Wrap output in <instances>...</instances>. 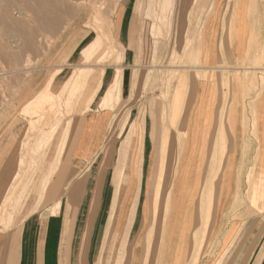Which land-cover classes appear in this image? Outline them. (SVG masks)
<instances>
[{
	"label": "crops",
	"instance_id": "crops-1",
	"mask_svg": "<svg viewBox=\"0 0 264 264\" xmlns=\"http://www.w3.org/2000/svg\"><path fill=\"white\" fill-rule=\"evenodd\" d=\"M220 3L221 0H198L183 8V15H188V19L187 22L184 19L180 34L190 53H186L187 63L180 68L171 89L164 124L160 112L162 87L154 88L159 90V96H145L148 71L142 73L140 68L132 96H129L131 88L124 87L119 108L124 115L129 112L127 117L131 113L136 121V136L132 142L121 143L119 124V134L112 141L111 123L115 111L107 109H94L87 114L83 137L78 135L77 129L70 136L51 177L55 187L50 196L44 193L42 203L47 198V201L56 200L53 204L58 201L64 204L85 182V185L101 186V206L91 214L90 221L71 226L45 225L44 214L39 211L40 219L36 224H24L16 238L12 232L4 236L6 241L0 242V264H101L103 251L113 236L111 251L114 248L117 251L113 264H134L136 249L143 251L140 242L152 227L151 241L156 239L161 203L165 202L169 190L172 193L168 222L171 229L168 224L163 261L170 245L174 259L168 256L166 264H258L264 245L259 244L260 237L253 231L254 212L248 211V203H252L257 188L264 187L261 168L264 154V0H226L221 6ZM193 13L197 17L195 22ZM198 18L203 21L201 30L196 23ZM242 63L247 64V69L239 72L236 66ZM223 72L229 75L227 87ZM151 84L149 81L148 87ZM138 88L143 93L137 94ZM131 103L134 106H127ZM146 108L151 118L147 111L144 112ZM155 127L160 130L158 145L151 136ZM143 136L152 137L145 143L144 150ZM66 151L72 155L70 164L64 163ZM177 151L180 157L173 173L172 168H166V159L168 154ZM255 162L248 201V177ZM125 167L127 177L120 201L117 186L119 173ZM105 172L110 173L111 180L106 201ZM167 173L171 176L166 177ZM238 200L244 203L237 206ZM127 205L124 226H113L115 218L118 223ZM262 207L264 205L256 206ZM178 218L181 226L176 225ZM186 224L191 228L186 229ZM204 242V252L196 260L197 250ZM150 244H146V249ZM157 249L158 243L152 251ZM178 250L185 252L175 258ZM135 264H140V260Z\"/></svg>",
	"mask_w": 264,
	"mask_h": 264
},
{
	"label": "rangeland",
	"instance_id": "rangeland-1",
	"mask_svg": "<svg viewBox=\"0 0 264 264\" xmlns=\"http://www.w3.org/2000/svg\"><path fill=\"white\" fill-rule=\"evenodd\" d=\"M59 1L61 2L60 8L62 12V19L58 24H53V26L48 22L40 23L39 21L34 20L32 13L21 14L18 10V8L22 6V2H20V0H14V6L11 9L12 21L20 23H10L6 26H3L0 23V233L2 235L0 236V240L4 239V236H7L8 233L11 235L10 232L14 234V237H17L18 227H22L24 224H36L39 211L44 214L43 220H45V225L51 224L55 226H71L80 225L82 221L84 224H87L90 221L89 218L91 217V214H93L94 211H98L100 199L103 197V194H101L103 192V187L90 184L85 185L86 182L83 183L81 190H79L80 192H76L72 199H69L68 197L67 201L64 202L60 213L50 218L49 215L54 208L53 206L55 204L53 203L56 200L47 201V198L45 199V202L41 203V205L37 208L38 212H36V210L30 216H26L35 206L37 201V193L34 191L39 189L40 183L45 177L47 178L49 176L53 170L52 167L54 168L60 161L70 136L74 135L73 131L77 129L79 131L78 135L83 137L86 116L92 110L107 109L115 111V115L111 123V135L113 136L111 137L112 141L116 140L115 138L119 134L117 129L118 124L119 128L121 127L120 131H122V127L124 125L126 126V128L124 126L125 130L121 132V134L123 133L120 137L121 143L127 144L130 140L131 142L133 141L136 135V127L135 130L133 128L136 123L134 122L131 113L127 117L129 112L127 111L128 113L124 115V113L119 112V108L123 97L124 87L127 90L128 88H131V91L129 89V96H132V91L136 87L135 84L137 82L138 69L140 68H142L140 70L142 73L148 71V77L146 76L144 83L145 89L148 90H144L143 93V91H141L142 89L138 88L137 94L142 92L145 96L157 97L159 96V90H155L154 88L162 87L161 97L163 99L165 96L167 99L165 100L164 97L160 108L161 118L164 124L166 121L165 116L167 117L166 107L170 99L171 89L176 81L175 78L179 75L180 68L184 66L183 64L186 65L187 63V58L185 57L187 53L185 38L183 37V39H181L182 35L180 34L181 27H183L182 25L185 23L184 19L186 22L188 19L187 15H183V8L184 6L186 7L187 3L189 5L190 3H194L198 0H175L174 3H176V5H173V16L169 15L168 19H171L166 22L167 25L165 24L163 26V33L160 37L152 35V24L153 21H155L154 23L160 25L159 16L161 15L159 13H161V8L158 5L154 6L156 12L159 10L156 13L157 19L146 18L144 13L147 8V0ZM225 1L226 0H221L220 6L223 5ZM100 2L106 3V9L100 8ZM35 5L36 2H34V0L29 1V6H33L34 8ZM244 7L247 8L248 6L244 5ZM262 7L264 8L263 3ZM217 10L218 12L220 11L219 9ZM193 18L195 22L197 17L195 16ZM172 19L174 21H172ZM196 23H198V30H201L203 21L199 19V22ZM176 24L177 27L175 26ZM168 26L171 28L169 29ZM22 28H30L33 30L35 35L32 40H29L25 34H19ZM103 32H106V37L103 35ZM98 38L102 39V45L96 46L94 51H92L88 56L87 49H89L93 44L92 42ZM178 45H181L182 47L179 48ZM175 48H179L180 50L178 49L176 51ZM172 53L176 57L173 56ZM247 61H249V59ZM254 62L255 63L252 62L253 65L257 63L256 61ZM117 67L121 70L118 71L119 81L116 85L118 88L116 92L121 89V97L118 100L115 96L109 105L101 106L102 96L108 85L111 83L112 77L115 76ZM246 67L247 64L243 63L240 66H236L237 71L239 72L247 69ZM129 69L133 70L129 71ZM169 73L172 75L171 77ZM223 73L222 77L227 87L229 75L227 72ZM51 76H54V80H49ZM149 81H151L152 84L148 87ZM166 85H170V87ZM47 91L55 96L54 98H51V103H54L55 108L54 116L52 118L45 119L51 120V124L47 123V121L45 122V120L42 121L43 123H38L39 125L36 124L37 130L34 132L35 128L32 129L30 124L33 116L26 112L25 108H29L32 103L36 104V102H41L42 97L45 95L44 93ZM167 91H169V94ZM164 102L167 103L165 104ZM127 106H134V104L131 103V105L128 104ZM146 111L149 113V118H151L148 108H146L144 112ZM68 122H70V125ZM122 123L124 125H122ZM30 128L33 131H31ZM43 133L46 134L44 139L42 137ZM49 135L53 136V138L50 136L52 138L51 141H49V139L47 140ZM151 136L153 137V142H156L155 145H158L160 140L159 128H153L151 130ZM151 136L149 138H144L143 136L142 150L146 147L145 143L148 139L152 138ZM138 139L140 140L139 133ZM40 140L44 142L42 146V156H40L41 159L36 161L38 164H35L34 160L27 158L30 169L28 167L29 170L26 169L24 171V176L22 177L25 181H29V179H31L26 192L28 194V199L26 200L23 209L20 212L17 211V213H15L14 222L9 227L4 228L5 223L7 222V212L13 211V196L19 195V193H21L20 190H22L25 186L24 185L22 188L20 187L17 190L14 189V191L9 193L10 199H6L8 197L6 191L12 185V177L14 172L17 170V162L21 150L23 149L22 147L24 144L28 147H37L41 142ZM64 140H66V142ZM47 141H49V143ZM45 144L47 145L45 146ZM142 155L145 154L142 153ZM169 155L170 154L167 155L166 159V168L170 169L171 167L167 166ZM92 160L93 159H91V161ZM144 160L147 164V155L146 158L144 157ZM71 161L72 155H69L66 151L64 163L70 164ZM256 162L250 173L251 180L249 182V192L247 194L248 201H250L252 193ZM34 164L35 166H32ZM88 164L89 162L86 163L85 167ZM38 165L40 168L37 167ZM41 165H44V167ZM51 165L53 166L51 167ZM261 168L264 171V154L262 155ZM83 170H79V172L81 173ZM166 172L169 171L165 170V173ZM33 173L35 175H33ZM30 174L33 177H29ZM170 176V173L166 174V177ZM50 181L46 187V192L44 191L47 193V197L50 196L51 191L55 187V181ZM124 190L125 187L122 188L120 201ZM257 190L258 192L255 191L253 201L251 200L252 203H248V208H250V205L253 206L251 209L254 212H252L254 214L252 215L253 231L258 233V238L260 237L259 244L264 245V207L256 208V206L264 205V187H259ZM67 194V191H65L64 198H66ZM243 203L244 202L242 200L239 205ZM51 204L53 205L47 210V207ZM119 204L120 203H118V206ZM163 204L164 203H161V214L164 210ZM128 207L129 205H127V207L124 206L121 217L118 219V223H116L115 218L113 226L117 224L120 227L124 226ZM28 218L30 219L28 220ZM27 220L28 222L26 223ZM176 221L177 226L182 225L179 223V218L176 219ZM160 222H162V218L159 222L157 220L155 241H151V232L153 231V227L146 233L143 242H140L139 240V242L142 243L141 245L143 246V251H141L140 248L138 250L136 249V254L133 258L134 264L137 260H140V264L144 262L146 264H166L168 256L174 259L172 251L170 252L171 245L165 253V262L163 261V254H159L158 257H156L158 249L156 251H152V249H154V244L158 243L160 245L161 243L159 241L161 234L159 231ZM153 226H155L154 223ZM185 228L190 229V224H186ZM169 229H171V226H169ZM165 230L166 237L168 233L167 226ZM113 237L108 241V244H106L101 264H113L115 260L117 251L115 248V250L113 249V251H111L114 241ZM5 241L6 240H4V242ZM65 241L66 240L64 238L62 240L64 245ZM147 243H151L148 249H146ZM204 246L205 242L204 244L202 243L199 250H197L196 260L202 256ZM259 247L260 246H258L257 249H259ZM262 247L263 249L261 248L259 252L258 264H262L264 261L262 260L264 256V246ZM184 252L185 251H181L180 253L178 250L175 253V258L179 257Z\"/></svg>",
	"mask_w": 264,
	"mask_h": 264
},
{
	"label": "bare ground",
	"instance_id": "bare-ground-1",
	"mask_svg": "<svg viewBox=\"0 0 264 264\" xmlns=\"http://www.w3.org/2000/svg\"><path fill=\"white\" fill-rule=\"evenodd\" d=\"M5 1V2H4ZM29 1L30 0H20V2H22L21 4H22V6H20V8H18V10H19V12L21 13V14H27V13H32V15H33V18H34V20H37V21H39L40 23H43V22H48V23H50V24H52V26H53V24H58L59 23V21H61V19H62V12H61V8H60V4H61V2L59 1V0H34V2H36V5H35V7L33 8V6L31 7V6H29ZM148 1V3H147V8H146V10H145V17L146 18H150V19H152V18H154V19H157L156 17H157V15H156V13L159 11H157L156 12V10H155V7L154 6H156V5H158L161 9V13H159L161 16H159L160 18V25L158 24H156V23H154L155 21H153V24H152V35H157V36H159L160 37V35L163 33V26L166 24L167 25V23L166 22H168V20H170V19H168V17H169V15H172V13H174V8H173V5L175 4L176 5V3H174L175 2V0H147ZM182 1V0H181ZM4 2V3H3ZM33 2V1H32ZM87 3V2H86ZM108 3V2H107ZM113 3V2H112ZM195 3V2H194ZM73 4V3H72ZM100 5V8H105L107 5H106V3L105 2H100L99 3ZM108 4H110V3H108ZM191 4V3H190ZM87 5V4H86ZM192 5V4H191ZM13 6H14V0H0V23L3 25V26H6V25H9L10 23H12V24H19L20 22H14V21H12V19H11V14H12V12H11V9L13 8ZM158 7V8H159ZM175 7V6H174ZM193 7V6H192ZM232 7V6H231ZM106 9V8H105ZM104 9V10H105ZM203 9V8H202ZM210 9H211V7H210ZM14 10V9H13ZM103 10V9H102ZM198 10V9H197ZM109 11H110V9H109ZM190 11V10H189ZM193 11V10H192ZM208 11H210V10H208ZM231 11V10H230ZM106 12V11H105ZM19 13V14H20ZM192 13V12H191ZM158 14V15H159ZM103 15V14H102ZM173 16V15H172ZM187 18H188V15H187ZM174 19V18H173ZM172 19V21H174ZM112 20V19H111ZM191 20V19H190ZM36 21V22H37ZM189 22V21H188ZM169 24H170V22H169ZM170 26H172V25H170ZM60 27V26H59ZM167 27V26H166ZM190 27V26H189ZM168 28H169V26H168ZM167 28V29H168ZM171 28V27H170ZM169 28V29H170ZM2 29V28H1ZM4 29V28H3ZM170 31V30H169ZM3 33V32H2ZM19 34H22V35H26L27 36V38L29 39V40H32L33 39V37H34V32H33V30L32 29H30V28H28V29H26V28H22V30H21V32L19 33ZM21 35V36H22ZM103 35H105V37L107 36V34H106V32H103ZM25 36V37H26ZM3 37V36H2ZM7 37V36H6ZM5 38V37H4ZM8 38H10V37H8ZM2 39V38H1ZM7 40H9V39H7ZM101 38H98V39H96L94 42H92L93 44L90 46V48L89 49H87V52H88V56H89V54L92 52V51H94V49L96 48V46H100V45H102L101 44ZM12 41V40H11ZM182 43V42H181ZM32 44V43H31ZM183 45V44H182ZM179 46V48L180 47H182L181 45H178ZM176 47H177V45H176ZM101 48V47H100ZM178 48V49H179ZM127 49V48H126ZM176 49V48H175ZM175 49H174V51H175ZM178 49H176V51L178 50ZM5 50V49H4ZM180 50V49H179ZM174 53V52H173ZM172 53V54H173ZM188 53H190V52H188ZM188 53H187V55H188ZM93 54V53H92ZM178 54V53H177ZM87 56V57H88ZM173 56H175L174 54H173ZM172 56V57H173ZM176 57V56H175ZM188 57V56H187ZM102 58V57H101ZM88 60V59H87ZM102 60V59H101ZM120 60V59H119ZM187 60V59H186ZM89 61V60H88ZM99 62V61H98ZM173 62H174V60H173ZM184 62V61H183ZM92 63V62H91ZM184 66H185V64H183ZM146 68V67H145ZM179 68V67H178ZM117 70H116V73H115V76H113L112 77V81H111V83L108 85V87H107V89H106V91H105V93L103 94V96H102V99H101V106H103V105H109L110 104V102H112V100L114 99V97L116 96L117 98H118V100H119V98L121 97V94H120V90L119 91H117L116 92V90L118 89L117 87H116V85H117V83H118V81H119V75H118V71H120L121 69L119 68V67H117L116 68ZM182 69V68H181ZM175 70H176V68H175ZM151 73V72H150ZM176 73V72H175ZM54 74V73H53ZM148 75V74H147ZM168 75V74H167ZM169 75H170V73H169ZM172 75H170V77H171ZM148 77V76H147ZM167 77V76H166ZM54 78V76H51L50 78H49V80H54L53 79ZM151 78V77H150ZM177 78V77H176ZM175 78V79H176ZM167 79V78H166ZM173 79V78H172ZM48 80V81H49ZM171 83V82H170ZM173 84V83H172ZM171 85V84H170ZM170 85L168 86V85H166V86H168V87H170ZM166 88V87H165ZM116 92V93H115ZM165 93V92H164ZM167 93L169 94V91H167ZM45 95L42 97V101L41 102H36V104H34V103H32V105L29 107V108H25V111L26 112H28L30 115H32L33 117H32V120H31V128L32 129H34L35 128V130H34V132L37 130V127H36V124H38V123H40V122H42L43 120H45V119H47V118H52L53 116H54V110H55V108H54V103H51V98H54L55 96L53 95V94H51V93H49L48 91L47 92H45L44 93ZM165 97V96H164ZM164 97H163V99H164ZM165 100H167L166 99V97H165ZM49 102V103H48ZM165 104L167 103V102H164ZM163 103V104H164ZM164 106V105H163ZM167 108V107H166ZM165 110V109H164ZM165 112H166V110H165ZM167 114V113H166ZM165 114V115H166ZM163 117V116H162ZM165 118H166V116H165ZM47 121V123H49V124H51V120H45V122ZM135 121V120H134ZM129 122V121H128ZM128 122H126V123H128ZM133 122V121H132ZM136 122V121H135ZM43 123V122H42ZM69 123V125H70V122H68ZM133 124V123H132ZM39 125V124H38ZM68 125V126H69ZM255 125H256V123H255ZM125 126V125H124ZM128 126V125H127ZM135 126V125H134ZM131 127V126H130ZM133 127V126H132ZM136 127V126H135ZM30 128V129H31ZM40 128V127H39ZM69 128V127H68ZM125 128H126V126H125ZM125 128H123L124 130H125ZM31 129V131H33ZM123 129H122V131H123ZM134 130H135V128H133ZM132 129V130H133ZM43 130V129H42ZM44 131V130H43ZM121 131V132H122ZM176 132V131H175ZM37 133V132H36ZM35 134V133H34ZM123 134V133H122ZM122 134H120V137H121V135ZM136 134V133H135ZM134 134V135H135ZM42 135V134H41ZM25 136H27V135H25ZM33 136V135H32ZM46 136V134H44L43 133V139H44V137ZM51 135H49L48 136V138H47V140L49 139V141H51L52 140V138H53V136H51ZM130 136V135H129ZM131 136H132V134H131ZM136 136V135H135ZM28 137V136H27ZM25 139V138H24ZM23 139V140H24ZM132 139V138H131ZM26 140V139H25ZM119 140H120V138H119ZM134 140V139H133ZM29 141V140H28ZM27 141V142H28ZM41 141V140H40ZM44 141V140H43ZM46 141V140H45ZM49 141H47L48 143H49ZM65 142H66V140H64ZM64 142V143H65ZM43 144H44V142H40L39 143V146H37V147H28L26 144H24L23 145V149L21 150V153H20V155H19V158H18V162H17V170L14 172V174H13V177H12V185L7 189V191H6V193H7V195H8V197L6 198V199H10V196H9V193L10 192H12V191H14V189L15 190H17V189H19L20 187L22 188V186H24L23 187V189L22 190H20L21 191V193H19V195H17L16 193V195L17 196H13V200H14V206H13V211H9V212H7V222L5 223V227L4 228H7V227H9L13 222H14V220H15V213H17V211H21L22 209H23V207H24V205H25V202H26V200L28 199V194L26 193L27 192V189H28V185H30V180L31 179H29V181L27 180V181H25L24 180V178H22L23 176H24V171L26 170V169H28V167H29V169H30V166H29V163H28V161H27V158H31L32 160H34L35 161V164L37 163L36 161H39L40 159H41V157L40 156H42V146H43ZM177 144V143H176ZM47 144H45V146H46ZM65 146V145H64ZM115 148V147H114ZM44 150V149H43ZM63 150V149H62ZM177 150V149H176ZM12 151V150H11ZM58 151V150H57ZM113 151V150H112ZM61 154V153H60ZM59 156V155H58ZM179 157H180V153L177 151V152H175V153H173V154H170L169 155V160H168V166H170L172 169H173V173H175V171H176V168H177V164H178V159H179ZM62 158V157H61ZM58 159H59V157H58ZM58 161V160H57ZM114 162V161H113ZM33 163V162H32ZM42 163V162H41ZM35 164L34 165H32V166H35ZM38 164V163H37ZM40 164V163H39ZM32 166H31V168H32ZM42 166V165H41ZM53 165H51V167H52ZM38 168H40L39 167V165L37 166ZM42 167H44V165L42 166ZM56 168H57V165H55V167L53 168L52 167V172L49 174V176L46 178H44V180L40 183V187H39V189H37L36 191H34V192H36L37 193V201H36V204H35V206L29 211V213L26 215V216H30L34 211H36L37 210V208L41 205V203H42V200H43V196H44V193L46 192V187H47V185H48V182L50 181V179H51V177H52V175H53V173L55 172V170H56ZM28 169V170H29ZM33 169V168H32ZM36 169V168H35ZM44 169V168H43ZM113 169V168H112ZM127 167H125L124 169H122L121 171H120V173H119V185L117 186V190H119V195H121V191H122V188H123V185L125 184V180H126V177H127ZM32 172H33V170H32ZM38 172V171H37ZM104 172V171H103ZM35 173H36V171H35ZM96 173V172H95ZM94 173V174H95ZM33 175H35L34 173H33ZM175 175V174H174ZM28 176V175H27ZM32 175L30 174V176L29 177H31ZM47 176V175H46ZM104 176V183H105V186H104V190H105V201H106V196H108V193H109V190H110V173H106L105 172V174L103 175ZM33 177V176H32ZM112 177V176H111ZM174 178V177H173ZM22 179V180H21ZM33 180V179H32ZM173 180V179H172ZM250 180H251V174H249V177H248V181L250 182ZM22 181V182H21ZM50 182H52V180L50 181ZM172 183V182H171ZM30 187V186H29ZM169 188L171 189V187L169 186ZM45 191V192H44ZM246 191V190H245ZM248 192H249V189H247V194H248ZM118 193V192H117ZM14 194V193H13ZM27 194V195H26ZM102 194V193H101ZM171 190H169V192H168V195H167V197H166V200H165V202H164V210H163V212H162V214L160 213V216H159V219H158V222L160 221V219L162 218V222H160V228H159V231H160V239H159V241L161 242L160 243V245H159V249L157 250V252H156V257H158V255L160 254V255H162L163 253H164V250H165V246L167 247V235H166V237H165V233H166V230H165V228H166V226H167V232H168V222H169V214H170V206H171ZM246 194V195H247ZM5 199V200H6ZM247 199H248V196H247ZM13 200H12V202H13ZM7 201V200H6ZM242 200H238L237 202H236V205L237 206H239V203L241 202ZM5 202V201H4ZM11 203V202H10ZM62 205H63V203L61 202V201H58L57 203H55V205L53 206L54 208L52 209V211H51V216H55V215H57L60 211H61V209H62ZM101 206V205H100ZM3 207V206H2ZM117 207H118V205H117ZM117 207H116V210H117ZM252 207L253 206H251L250 205V208H248V211L249 212H251V211H253V210H251L252 209ZM36 212H38V210L36 211ZM117 212V211H116ZM25 216V217H26ZM40 213H38V217H37V219H39L40 217ZM32 218V217H31ZM171 220V219H170ZM170 225V224H169ZM171 226V225H170ZM18 227V226H17ZM19 229H17L16 231H17V235H19V233H20V231H21V227H18ZM15 231V232H16ZM14 235V234H13ZM173 236H174V234H173ZM14 238H16V237H14ZM201 238V237H200ZM195 239V238H194ZM164 240H165V242H164ZM196 240V239H195ZM0 242H2V243H4V239H2V240H0ZM172 242V241H171ZM163 243V244H162ZM161 246V247H160ZM238 250V249H237ZM236 250V251H237ZM240 252V251H239ZM239 255V254H238ZM155 257V258H156ZM262 264H264V261H263V263Z\"/></svg>",
	"mask_w": 264,
	"mask_h": 264
}]
</instances>
